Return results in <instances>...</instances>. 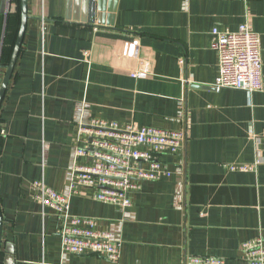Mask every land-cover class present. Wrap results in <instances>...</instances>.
<instances>
[{
  "label": "crops",
  "instance_id": "0c3cea01",
  "mask_svg": "<svg viewBox=\"0 0 264 264\" xmlns=\"http://www.w3.org/2000/svg\"><path fill=\"white\" fill-rule=\"evenodd\" d=\"M66 2L28 0L0 105V264H113L62 251L56 215L31 186L68 192L77 140L85 143L78 123L90 118L186 133L182 153L161 156L173 174L142 182L129 207L90 189L69 198L71 214L95 218L121 242V264H182L187 255L246 264L241 243L264 240V0H106L96 17L111 28L73 20L81 6ZM6 12L0 0V56ZM244 22L260 38L262 88L215 90L211 30ZM5 66L0 59V83ZM240 165L252 168L231 169Z\"/></svg>",
  "mask_w": 264,
  "mask_h": 264
},
{
  "label": "built area",
  "instance_id": "2783aa9c",
  "mask_svg": "<svg viewBox=\"0 0 264 264\" xmlns=\"http://www.w3.org/2000/svg\"><path fill=\"white\" fill-rule=\"evenodd\" d=\"M6 1V11L11 0ZM211 46L217 53L218 73L212 83L221 88L260 90L263 85L260 38L246 23L235 31L211 30ZM78 135L85 143L74 149L68 192L61 194L44 181L35 180L31 186L34 199L42 208H51L57 218V233L62 251L84 254L95 253L113 264L120 263L121 242L112 233L100 229L95 218L71 214L69 198L82 189H90L93 198L117 209L131 205V195L144 181L168 178L173 173L161 156L184 151L186 133L183 129H163L135 123L119 125L115 121L90 118L79 121ZM82 161L78 162L77 159ZM246 170L252 166H232ZM246 264H264V240L255 237L240 245ZM212 256L184 257L182 264H223Z\"/></svg>",
  "mask_w": 264,
  "mask_h": 264
},
{
  "label": "water",
  "instance_id": "95a60500",
  "mask_svg": "<svg viewBox=\"0 0 264 264\" xmlns=\"http://www.w3.org/2000/svg\"><path fill=\"white\" fill-rule=\"evenodd\" d=\"M3 1L4 3H6L5 0ZM10 2L12 3V1ZM105 2L106 0H67L66 8H68V6H70L72 3H74L75 5H80L81 12L79 11V15H76L75 17L73 16L72 18L73 20H76L77 22H81V23H87L88 21V25L90 26L109 28L110 25L105 24L99 14L98 17H96L97 9H103L105 6ZM28 18H29L28 0H19V25L13 43V47L9 56V60L5 66L4 75L0 83V105L5 95L7 85L11 78L18 54L22 46L24 34L27 28ZM66 19L67 20L71 19L68 14H66ZM2 230H3V219L0 212V249H1V241H2ZM4 264H8V263H6V261L4 260Z\"/></svg>",
  "mask_w": 264,
  "mask_h": 264
},
{
  "label": "trees",
  "instance_id": "16d2710c",
  "mask_svg": "<svg viewBox=\"0 0 264 264\" xmlns=\"http://www.w3.org/2000/svg\"><path fill=\"white\" fill-rule=\"evenodd\" d=\"M12 1V6L14 5V7L11 6V11H9L6 15V33L4 36V44L2 45V49H1V56L0 59L1 61L6 65L8 60H9V56L13 47V43L15 40V35H16V29L18 27V21H19V0H11ZM14 8V10H13ZM16 18V28L12 34L11 37V19L12 18Z\"/></svg>",
  "mask_w": 264,
  "mask_h": 264
},
{
  "label": "rangeland",
  "instance_id": "374dc122",
  "mask_svg": "<svg viewBox=\"0 0 264 264\" xmlns=\"http://www.w3.org/2000/svg\"><path fill=\"white\" fill-rule=\"evenodd\" d=\"M9 11H11V9H8V11L6 12V13H8ZM7 18V17H6ZM16 18H12L11 19V37H12V34H13V32H14V30H15V28H16Z\"/></svg>",
  "mask_w": 264,
  "mask_h": 264
}]
</instances>
